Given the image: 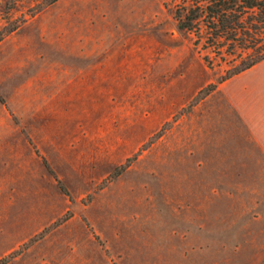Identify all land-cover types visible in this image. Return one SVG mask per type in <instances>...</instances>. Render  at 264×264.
<instances>
[{"label": "rangeland", "instance_id": "obj_1", "mask_svg": "<svg viewBox=\"0 0 264 264\" xmlns=\"http://www.w3.org/2000/svg\"><path fill=\"white\" fill-rule=\"evenodd\" d=\"M1 33L0 264H264V156L170 0H0Z\"/></svg>", "mask_w": 264, "mask_h": 264}, {"label": "trees", "instance_id": "obj_2", "mask_svg": "<svg viewBox=\"0 0 264 264\" xmlns=\"http://www.w3.org/2000/svg\"><path fill=\"white\" fill-rule=\"evenodd\" d=\"M170 4L177 29L190 38L205 67L218 74L216 82L264 59V0H170Z\"/></svg>", "mask_w": 264, "mask_h": 264}, {"label": "crops", "instance_id": "obj_3", "mask_svg": "<svg viewBox=\"0 0 264 264\" xmlns=\"http://www.w3.org/2000/svg\"><path fill=\"white\" fill-rule=\"evenodd\" d=\"M244 125V135L264 156V59L217 86Z\"/></svg>", "mask_w": 264, "mask_h": 264}]
</instances>
